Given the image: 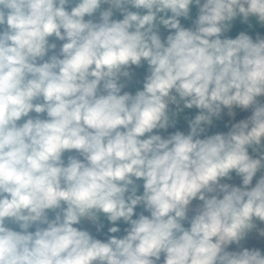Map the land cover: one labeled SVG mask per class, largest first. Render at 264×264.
Masks as SVG:
<instances>
[{"label": "clouds", "instance_id": "9594fccd", "mask_svg": "<svg viewBox=\"0 0 264 264\" xmlns=\"http://www.w3.org/2000/svg\"><path fill=\"white\" fill-rule=\"evenodd\" d=\"M0 264H264V0H0Z\"/></svg>", "mask_w": 264, "mask_h": 264}]
</instances>
